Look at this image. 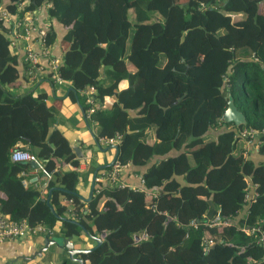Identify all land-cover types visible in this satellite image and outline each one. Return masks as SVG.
Masks as SVG:
<instances>
[{"label": "trees", "instance_id": "obj_1", "mask_svg": "<svg viewBox=\"0 0 264 264\" xmlns=\"http://www.w3.org/2000/svg\"><path fill=\"white\" fill-rule=\"evenodd\" d=\"M41 7L65 30L59 72L69 95L85 111L87 96L79 92L94 88V140L125 137L115 161L136 169L140 189L96 182L84 208L74 171L54 172L49 205L23 186L29 175L20 174L31 167L10 160L16 145L47 173L75 158L51 128L46 94L11 88L22 61L10 49L1 11L21 18ZM55 42L50 28L45 45ZM229 98L244 125L223 121ZM244 130L256 131L259 142L245 156ZM251 149L261 162L249 157ZM249 184L257 196L248 202ZM60 195L72 200L78 220L67 217ZM0 212L30 226L60 224L64 239L105 234L79 255L88 264H264L263 0H0ZM215 218L227 224L205 225ZM204 241L213 243L206 253Z\"/></svg>", "mask_w": 264, "mask_h": 264}, {"label": "crops", "instance_id": "obj_2", "mask_svg": "<svg viewBox=\"0 0 264 264\" xmlns=\"http://www.w3.org/2000/svg\"><path fill=\"white\" fill-rule=\"evenodd\" d=\"M36 18L38 21V28L30 32V39L28 41L22 40L17 43L16 52H12L13 54H18V57L22 61V65H19V77L11 88L12 91L17 94H24L32 91H34V93H45L47 96L46 104L48 107L52 108L54 114L51 121V128L59 130L66 138L71 149L73 150V148H76L78 150V154L73 150L75 158L70 163L56 162L52 173L45 172L40 164H38L39 167L37 169L30 166L31 170L28 174L24 175V177L29 175L30 185L27 184L26 186H31L33 189H36L40 193L41 198L46 200V198L49 199L52 191V189H49L48 184L54 183L56 185L55 173L57 174L58 172L62 174L74 171L78 176L76 192L84 208H86V202L88 201L87 199L91 187L92 185L95 187L97 182L96 177L100 176L102 173L98 168L101 166H111L115 158L116 150L114 147H98L96 145L94 140L96 136V122L91 118H85V113L80 103L77 101L76 96L73 97L69 95L72 87L68 81L58 84L51 80L48 60L46 58L41 60L43 65L42 71L39 72V76H37L35 80L28 79L25 75L26 68L24 69L23 66L22 49L27 46L35 51H39V31H48L50 28L55 31L56 42L50 47L52 56L61 59L64 52L62 48L63 45H61V40L65 33L63 27L57 22L49 20L43 7L39 8L35 16V19ZM5 25L7 26L8 23ZM111 103L112 100H109L104 103V106L109 107ZM153 137L154 135L149 137V144L154 142ZM241 145L242 148L245 149V144L241 143ZM249 157L254 162H261L263 160V156L260 155L256 149H251L249 151ZM94 175L96 177L93 183ZM118 185L127 186L130 189H140L142 187L140 174L131 166H126L119 175ZM57 200L61 205L67 207L68 211L74 206L72 200L64 199L63 195L58 196ZM105 201L106 198L104 197L99 200L96 207L98 212L101 211ZM67 217L69 218L68 215ZM60 229L61 226L59 224L50 230L49 234L40 232L35 235L27 234L21 238L0 243V264H79L76 261L69 260L66 251L56 245L50 246L41 256L32 257L43 247L47 240L51 239L58 242L70 240L75 249L82 250L93 248L96 245L92 238L83 234H80L74 239H64L61 236ZM83 264L88 263L85 261Z\"/></svg>", "mask_w": 264, "mask_h": 264}, {"label": "built area", "instance_id": "obj_3", "mask_svg": "<svg viewBox=\"0 0 264 264\" xmlns=\"http://www.w3.org/2000/svg\"><path fill=\"white\" fill-rule=\"evenodd\" d=\"M22 5L18 6V10H21ZM39 8L34 11L25 12L21 18H17L16 16H11L4 11H1L2 20L5 23H8L9 27V38H10V46L14 50L17 48V43L20 41H28L30 39V32L33 29L38 28L37 18L35 19L36 14L38 13ZM45 33L46 31H39V41H40V49L39 51H35L27 46L23 48V62L26 65L25 75L28 79L35 80L37 76H39V72L42 71V63L41 60L46 58L48 60V67L50 69L51 80L55 83H62L64 80L59 72L61 66V59L52 56L50 47L45 45ZM17 54V53H16ZM94 88L90 87L87 90L80 91V96H87V103L90 106L87 110L84 111L85 118H90V115L98 108V105L92 100L91 95L94 94ZM241 137L245 139V151L244 156L246 155V151L251 146H257L259 142L257 141V132L254 130H244L240 133ZM120 139L118 136L115 138H98L95 143L98 147H116L119 143ZM20 146V147H19ZM10 160L14 163H29L36 162L34 155L28 152L25 149L21 148V145H16V147L10 152ZM125 165L120 164L117 161H114L110 168L102 172L100 176L96 177V181L100 182L106 186L118 185L119 175L122 170L125 168ZM24 173H21L20 176L24 177ZM141 183L142 180L140 179ZM23 186L27 185L26 181H22ZM119 186V185H118ZM248 192L245 195L246 201H253L257 196V193L254 191L255 187L251 184L247 187ZM71 203V202H70ZM73 204V202H72ZM75 205L67 212L69 218L73 220H78L79 217L74 211ZM225 221H221L218 218H215L211 222L206 223L205 225L208 227H219L226 225ZM189 226H196V222L192 220L189 223ZM259 231V228L256 229ZM49 234L50 229L46 228L43 225H34L30 226L28 221L23 219L20 221L12 220L8 215L0 212V243L12 241L18 238H21L24 235L32 234L35 235L37 233ZM261 234H264V230L261 231ZM105 234L99 236L100 239L103 240ZM146 235L142 234L139 236H134V241L138 242L142 239H145ZM264 242V239H262ZM205 247L204 252H208L210 247L213 245L212 241H204Z\"/></svg>", "mask_w": 264, "mask_h": 264}, {"label": "water", "instance_id": "obj_4", "mask_svg": "<svg viewBox=\"0 0 264 264\" xmlns=\"http://www.w3.org/2000/svg\"><path fill=\"white\" fill-rule=\"evenodd\" d=\"M263 3H264V0H263ZM163 109H165V108H163ZM223 121L225 123H227V124H233L235 127H239V126H242V125L245 124L244 116L242 115V113H240L236 109V107L234 106L233 101H232L231 98H229L228 101H227V106H226V109H225V111L223 113ZM131 133H132V131H130V130L126 131L127 135H129ZM124 139H125V137H122L120 139V141H119V144H121L124 141ZM73 150H74V152H76L78 154V150L76 148H73ZM115 150H116V154H115V158H114L113 162L115 161L116 155H117V148L116 147H115ZM24 164H26V163H24ZM29 164L34 169H37L39 167L38 163H36V162H32L31 161V162H29ZM105 168H106V166H101L100 168H98V170L99 169L102 170V169H105ZM95 177L96 176L94 175L93 183L95 181ZM93 187L94 186L92 185L89 197L87 199L88 201L92 197ZM45 201L49 205V199L46 198ZM92 239L95 241L96 245L93 248L86 249V250L75 249L73 244L70 242V240H65V241H62V242H58V241H56L54 239L47 240L44 243L43 247L40 248L32 257L35 258L36 256H41V254L44 253L50 246L56 245L58 247L63 248L66 251L69 260L76 261L79 264H83V261L77 256H79L80 254H87V253H90V252L94 251L102 242V239H100L99 237H92Z\"/></svg>", "mask_w": 264, "mask_h": 264}, {"label": "rangeland", "instance_id": "obj_5", "mask_svg": "<svg viewBox=\"0 0 264 264\" xmlns=\"http://www.w3.org/2000/svg\"><path fill=\"white\" fill-rule=\"evenodd\" d=\"M180 1H181V0H180ZM10 49H11L12 52H16L13 48H11V46H10ZM14 54H16V53H14Z\"/></svg>", "mask_w": 264, "mask_h": 264}]
</instances>
